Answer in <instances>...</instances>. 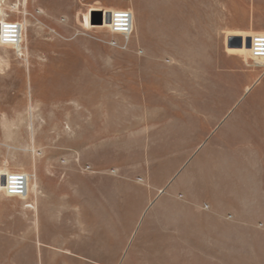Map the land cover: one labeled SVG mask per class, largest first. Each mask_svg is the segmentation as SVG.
<instances>
[{
  "label": "rangeland",
  "instance_id": "rangeland-1",
  "mask_svg": "<svg viewBox=\"0 0 264 264\" xmlns=\"http://www.w3.org/2000/svg\"><path fill=\"white\" fill-rule=\"evenodd\" d=\"M226 3L0 0V34L6 22L21 26L19 45H0V178L28 180L25 198L0 185V264H40L36 254L49 250L38 233L128 244L156 236L164 198L172 239L196 237L186 223L207 221L199 213L220 198L238 212L219 220L248 221L237 236L264 241V66L246 46L259 34L219 31L227 8L243 16ZM124 10L128 39L102 19ZM181 18L202 24L189 46ZM250 195L262 208L245 214L233 198ZM217 264L251 263L220 255Z\"/></svg>",
  "mask_w": 264,
  "mask_h": 264
},
{
  "label": "crops",
  "instance_id": "crops-1",
  "mask_svg": "<svg viewBox=\"0 0 264 264\" xmlns=\"http://www.w3.org/2000/svg\"><path fill=\"white\" fill-rule=\"evenodd\" d=\"M226 6L242 7L236 11L243 13V16L241 19H236L230 16L232 11L227 8L228 15L218 26L219 31L227 33L228 36L241 32L264 35V0H237V2L227 0ZM181 21H184L185 31L181 32L179 37L185 40V46H189L193 43V39L196 40L197 36H201L202 24L196 18L193 20L181 18ZM197 27L200 29L199 34ZM170 37L174 38V35ZM175 189L176 187H172L169 194L175 192ZM256 198L258 197L250 195L237 196L233 199H236L241 206L246 207V211H243L245 214H250L252 208H262V197L259 201H256ZM220 200V198H213L211 212L199 213L201 218L207 221L186 223V227L189 226V229L195 231L196 237L194 238H171L170 200L164 198L162 202L163 220L152 226L154 231H157L156 236H138L128 244L129 238L123 237L115 239L89 238L81 242H58L38 233V241L41 243L39 245L47 247L49 251L40 250L34 260L40 264H172V256H176L177 253L178 264H217L220 255L237 258L239 261H249L251 264H262L264 241L262 238L237 236L240 235V231L252 228L248 221L219 220L225 212L234 211L235 214L238 212L234 208L225 207ZM200 202L197 201L194 207L199 209ZM179 214L186 216L187 213L183 208ZM137 224L134 222L133 226H127V228L126 225H116V228L119 230L124 227L135 229ZM67 225L74 230L79 229V226L101 230L107 228L105 225L92 227V225H83L82 223L76 225L74 222ZM176 228L180 230L183 227L179 223L178 227H173V229ZM98 235L103 236L104 233H98ZM52 236H54L53 233Z\"/></svg>",
  "mask_w": 264,
  "mask_h": 264
},
{
  "label": "built area",
  "instance_id": "built-area-1",
  "mask_svg": "<svg viewBox=\"0 0 264 264\" xmlns=\"http://www.w3.org/2000/svg\"><path fill=\"white\" fill-rule=\"evenodd\" d=\"M106 18L111 34L128 39L133 31V15L130 11L102 12V19ZM21 26L17 22H6L3 33L0 34L1 46L15 47L20 43ZM250 40V56L253 61L260 60L264 66V35H255ZM3 192L10 198H25L27 195V177L22 173L9 174L4 178Z\"/></svg>",
  "mask_w": 264,
  "mask_h": 264
},
{
  "label": "bare ground",
  "instance_id": "bare-ground-1",
  "mask_svg": "<svg viewBox=\"0 0 264 264\" xmlns=\"http://www.w3.org/2000/svg\"><path fill=\"white\" fill-rule=\"evenodd\" d=\"M106 20V19H105ZM106 22H107V20H106ZM108 23V22H107ZM25 176L27 177V175L25 174ZM4 176H2L1 178H0V185H2V186H4V183L2 182V180H4ZM28 181V180H27ZM27 195H28V191H27Z\"/></svg>",
  "mask_w": 264,
  "mask_h": 264
},
{
  "label": "water",
  "instance_id": "water-1",
  "mask_svg": "<svg viewBox=\"0 0 264 264\" xmlns=\"http://www.w3.org/2000/svg\"><path fill=\"white\" fill-rule=\"evenodd\" d=\"M90 21L93 23V20L90 19ZM246 46L249 48L250 47V40L247 39V43H246ZM2 182L4 183V180H2Z\"/></svg>",
  "mask_w": 264,
  "mask_h": 264
}]
</instances>
